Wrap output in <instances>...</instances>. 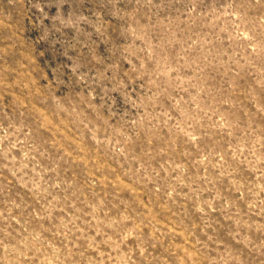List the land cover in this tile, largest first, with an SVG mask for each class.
I'll list each match as a JSON object with an SVG mask.
<instances>
[{
    "label": "rangeland",
    "instance_id": "rangeland-1",
    "mask_svg": "<svg viewBox=\"0 0 264 264\" xmlns=\"http://www.w3.org/2000/svg\"><path fill=\"white\" fill-rule=\"evenodd\" d=\"M0 264H264V0H0Z\"/></svg>",
    "mask_w": 264,
    "mask_h": 264
}]
</instances>
